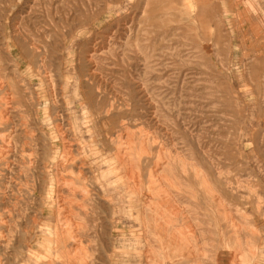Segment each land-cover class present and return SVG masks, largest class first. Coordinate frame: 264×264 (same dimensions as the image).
<instances>
[{
    "label": "rangeland",
    "instance_id": "1",
    "mask_svg": "<svg viewBox=\"0 0 264 264\" xmlns=\"http://www.w3.org/2000/svg\"><path fill=\"white\" fill-rule=\"evenodd\" d=\"M0 121V203L17 195L25 213L1 263L27 258L24 226L60 194L68 143V179L88 177L91 215L71 210L90 264H150L153 247L155 264H264V0H0ZM126 144L164 190L152 197L171 219L162 246L149 198L114 162Z\"/></svg>",
    "mask_w": 264,
    "mask_h": 264
},
{
    "label": "bare ground",
    "instance_id": "2",
    "mask_svg": "<svg viewBox=\"0 0 264 264\" xmlns=\"http://www.w3.org/2000/svg\"><path fill=\"white\" fill-rule=\"evenodd\" d=\"M57 132H59V130ZM48 133H50V132H48ZM55 133H56V131H55ZM60 136L62 137L63 140L66 139L64 137V133H61ZM1 139H2V137H1ZM2 142H4V141H2ZM9 142L6 141V144L8 145ZM126 146H127V144H126ZM53 147H54V145H53ZM63 147H64L63 151H61L60 156H59L60 158L62 156L63 157H62L60 163L57 164L58 169L56 170V168H54L55 170L52 172V174H53L52 180H53V184H54V186H52V187L54 189H57V192L60 194H57L56 196L52 197V200H49V202H47L48 200L46 201V200H42V199H37V200H40V205H42V206H41V208L40 207L37 208L36 214L27 218V220H29V222L27 223L26 226H24V227H26V229L23 230V233L25 234V236L26 235L28 236V239L25 238L24 240H21V242H23V245L22 246L20 245L21 246V252H22L23 248H25V251L27 252V258L21 259L19 264H52L51 261L43 260V258L47 259L50 252H55L56 255L60 259H62L61 260L62 264H75V261H76V263L78 261V262H81L82 264H90L89 263L90 255H89V252L87 251L88 248H86L87 246L86 247L84 246V239H85V235L87 232V229H86L87 227L85 224L81 223L82 224V232L79 231V230H81L80 229L81 225H79L80 223L77 224L78 221L76 219H74V217H73V215H74L73 209L71 210V206L74 203H76V206H79L82 204L81 209H82L83 218L87 219V218H85V216L91 215L88 212L89 208H87L88 192L90 191L88 189V184H87V182H88L87 178L88 177H86L84 173L82 174V177H81L82 178V185L81 184L78 185L81 182H79V183L72 182L71 180L68 179V177H67L68 174H66V173L70 172V167L67 166L66 164L69 162V157H71V155H73V154H71L72 149H71L70 145L68 146V143H66ZM52 150L54 151V149H52ZM0 152L4 153L5 151H0ZM64 157H65V159H64ZM0 162H1V160H0ZM114 162L117 165V167H119L120 169L122 168L124 170L123 173H124V178L126 180V186H129L134 194L137 193L139 196L145 195V196H147V198H149L148 203L146 202L147 205L142 206V207H146V209L149 210V212H148L149 217H147V219H146V224L149 225L150 228H153L154 232L155 233L157 232V235L159 233V237L157 239V241H158L157 246H162L163 241H162L161 236H164L165 232L167 233L166 228L168 226H170V220L171 219L169 220V218L167 216H166L167 219L165 218L164 215H166V214H164V212L166 210V206H165V210H164V207H163L164 204L162 203V201L161 202H160V200L155 201L152 197L157 195L158 193L164 192L163 188L161 187L162 188L161 191H160V189H157L158 192L156 193L155 189H153L151 185H154L156 183L157 178L154 175L150 174L149 178L145 182L142 179V174H140L141 171L134 169L137 167H135V165H134L135 160H134V156L132 153V145L131 146L128 145L127 148L119 149L115 155ZM4 164H5V162H4ZM82 164H83V162H82ZM1 165H2V163H1ZM0 169H2V168H0ZM59 170H60V172H59ZM76 176H78V175H76ZM17 180H18V182L14 183L15 184L14 187L17 188V190L19 189V191H23L24 187H30L33 190H35L34 188L37 187V185L35 183H30L31 186H24L23 183H20L21 181L19 179H17ZM145 184H147V186ZM2 187H3V185H2ZM16 196H13L10 198V200L13 199V202H14L13 205H11L9 203L7 204L4 201H2L0 203V239H1V242H3V243H6V241H7L5 239V237L6 236L9 237V235H10V233H9L10 231L8 230L9 227L7 229V225L11 226L12 222H14V224H15L16 218H19V216L25 215V213H22V211L18 212V214H16L17 207H18L17 205L19 204ZM78 196H81L82 203L77 204L76 200H77V198H80ZM135 197H136V195H135ZM32 199L36 200V198H32ZM135 201L137 202L138 200H135ZM7 210L11 213L6 214ZM170 211H171V213H169L170 216L169 215L168 216L173 217L172 215L175 211V207L174 208L170 207ZM167 212H169V211L166 210V213ZM93 214L94 213H92V215ZM176 214H177V212H176ZM143 218H144V216H143ZM5 222H6V225H5ZM144 224H145V222H144ZM15 226H16V224H15ZM97 227L98 226L96 225L95 228H97ZM146 229H148V228H146ZM146 229L144 228L145 231H146ZM16 232L18 233V229H16ZM180 234H181V236L176 235L174 232V234L170 237L171 243L175 244V242H176L175 245H177L178 248H181L182 246H184V247L186 246L188 248V250H186V251H189L190 254L192 255L193 253H191V252H194V250H193V245L191 244V241H189V239H188L189 237H187L188 235L183 236L182 233H180ZM144 235H143V237H144ZM174 236H177V237H175V240H174ZM134 237H136V236H134ZM90 241H91V239H90ZM9 242H10V240L7 241L6 244H9ZM85 242H88V241H85ZM166 245H169V244H166ZM150 246H151V244H150ZM156 250L157 249L153 247L150 250H148L149 253L146 254V258H149L150 264H155V260H156L157 256H156V253L154 256V251L156 252ZM142 252H145V250ZM159 252H161V251H159ZM239 257H240L239 258V264H244L243 256H239ZM32 261H34V262H32ZM0 264H3V263L0 262Z\"/></svg>",
    "mask_w": 264,
    "mask_h": 264
}]
</instances>
